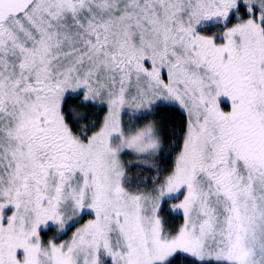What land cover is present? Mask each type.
Wrapping results in <instances>:
<instances>
[{
  "label": "snow or ice",
  "instance_id": "snow-or-ice-1",
  "mask_svg": "<svg viewBox=\"0 0 264 264\" xmlns=\"http://www.w3.org/2000/svg\"><path fill=\"white\" fill-rule=\"evenodd\" d=\"M0 264H264V0H0Z\"/></svg>",
  "mask_w": 264,
  "mask_h": 264
}]
</instances>
